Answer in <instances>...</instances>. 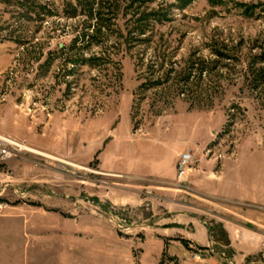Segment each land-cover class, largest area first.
<instances>
[{
  "label": "rangeland",
  "instance_id": "rangeland-1",
  "mask_svg": "<svg viewBox=\"0 0 264 264\" xmlns=\"http://www.w3.org/2000/svg\"><path fill=\"white\" fill-rule=\"evenodd\" d=\"M78 1L0 0V133L29 147L0 166V264H264V207L213 193L214 173L264 188V0H127L95 65L61 47Z\"/></svg>",
  "mask_w": 264,
  "mask_h": 264
},
{
  "label": "trees",
  "instance_id": "trees-1",
  "mask_svg": "<svg viewBox=\"0 0 264 264\" xmlns=\"http://www.w3.org/2000/svg\"><path fill=\"white\" fill-rule=\"evenodd\" d=\"M127 0H79L78 4L83 6L84 11H88L89 13H78L77 8H73L74 14L76 16H81L84 19V24L72 40L69 46L61 44L63 50H66L70 53L76 55V62L80 64H99L102 62H108L110 59L111 52L109 53V47L107 46L111 41L114 42L115 46H112L114 49H118L121 45L118 39V35L120 34L123 38V33L121 34L119 27V23L117 22L118 11L122 7V3ZM147 0H129L125 6L126 9L133 10L134 4H142ZM184 5H188L192 3L194 0H179ZM25 3V2H24ZM42 9H46L45 6L40 5ZM33 7H28V10L31 11ZM29 14V13H26ZM135 15V13H133ZM74 15V16H75ZM134 19L131 18L130 21ZM149 26L144 24H138V20L133 22V29L128 34H136L142 35L146 33V30L149 29ZM135 39V37H130ZM106 46V51L103 53H91L86 56L85 52L82 54L81 51H84L85 48L89 49L91 46ZM261 63H264V52L260 54L258 57ZM73 60V59H72ZM261 74H264L261 72ZM264 77V75H263ZM184 243L188 244V241L184 239Z\"/></svg>",
  "mask_w": 264,
  "mask_h": 264
},
{
  "label": "crops",
  "instance_id": "crops-1",
  "mask_svg": "<svg viewBox=\"0 0 264 264\" xmlns=\"http://www.w3.org/2000/svg\"><path fill=\"white\" fill-rule=\"evenodd\" d=\"M145 163V162H143ZM142 168H146V165H143ZM144 170V169H143ZM162 172V167L160 164H155L153 167V173L157 176L160 175ZM220 173H214V181H213V193L219 194V197L227 198L230 200H237L242 201L244 203H249L252 205H258L264 207V188L258 189L253 187L254 180H248L246 181V177H243V175H232L229 178V186H223V182L221 180ZM225 219H228L227 217H224ZM231 223L235 226V232L236 234L242 233V235L246 236L248 240L253 242H259L261 240V237L263 236V233H261L259 230L256 233L252 231H248V229L242 224L241 222L229 218ZM161 235H164L165 237H173V236H181L183 238L191 239L195 242H204L203 240L196 237L193 233L182 230V229H173V230H166L164 233H160ZM255 234V235H254ZM147 239H151L152 236L147 235ZM250 238V239H249ZM161 239V240H160ZM158 242L155 246L151 245L150 242H146L145 245H143L142 253L144 256L147 257H159L163 250H164V240L163 238L156 239ZM259 244V243H258ZM257 244V245H258ZM259 246V245H258ZM249 252H255L253 250ZM174 254L178 256H183L182 250H175Z\"/></svg>",
  "mask_w": 264,
  "mask_h": 264
},
{
  "label": "built area",
  "instance_id": "built-area-1",
  "mask_svg": "<svg viewBox=\"0 0 264 264\" xmlns=\"http://www.w3.org/2000/svg\"><path fill=\"white\" fill-rule=\"evenodd\" d=\"M22 144L23 143L0 133V166L7 163L10 159L20 155L23 150L27 149V147ZM191 159L192 155L188 152H184L180 155L177 164L179 178L183 177L187 172Z\"/></svg>",
  "mask_w": 264,
  "mask_h": 264
},
{
  "label": "bare ground",
  "instance_id": "bare-ground-1",
  "mask_svg": "<svg viewBox=\"0 0 264 264\" xmlns=\"http://www.w3.org/2000/svg\"><path fill=\"white\" fill-rule=\"evenodd\" d=\"M23 146H26L27 147V149H29V147L27 146V145H25V144H22ZM31 150V149H30Z\"/></svg>",
  "mask_w": 264,
  "mask_h": 264
}]
</instances>
